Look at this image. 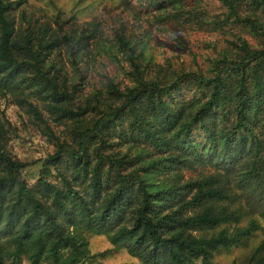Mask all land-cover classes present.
Returning <instances> with one entry per match:
<instances>
[{"label": "trees", "instance_id": "1", "mask_svg": "<svg viewBox=\"0 0 264 264\" xmlns=\"http://www.w3.org/2000/svg\"><path fill=\"white\" fill-rule=\"evenodd\" d=\"M111 1L0 0V101L49 145L32 161L14 156L0 116V264H103L119 252L222 264L220 249L262 229L264 0H214L213 15L191 0H144L161 26L230 36L196 71L145 56L121 18L140 17L143 0ZM103 59L123 79L98 72ZM93 237L110 248L94 254ZM229 264H264L263 245Z\"/></svg>", "mask_w": 264, "mask_h": 264}, {"label": "rangeland", "instance_id": "2", "mask_svg": "<svg viewBox=\"0 0 264 264\" xmlns=\"http://www.w3.org/2000/svg\"><path fill=\"white\" fill-rule=\"evenodd\" d=\"M46 1L28 0L30 6L35 7L38 3L44 5ZM78 1L56 0L59 5L67 7L68 9L76 6ZM144 2L143 0V6L136 1L133 2L136 7L134 11L140 17L133 15V12L129 11L124 12L121 18L131 31L135 33L137 42L142 45V50H145V56L154 58L157 63L165 65V68L168 67L166 64L169 63L176 69H185L188 71H196L198 69L206 70L209 66V59L217 56L218 52L227 47L228 38H230L228 35L210 32L208 29L198 30L194 26L192 28L189 27V25L177 27L171 23H166L162 26L157 24L160 18L156 17L159 14L154 13L151 9L147 11L144 8L146 6ZM91 3L92 0H88L84 4L77 5L76 7H79L80 10H88ZM107 3V5H111L109 6L110 8L113 6V1L107 0ZM189 3L192 6L198 3L200 9L202 8V10L207 11L211 15L222 12V9L214 0H191ZM101 8L102 6L99 7V10ZM87 15L90 14L88 13ZM248 40H250L252 45L257 44L250 37H248ZM95 68L98 72L109 74L118 81L124 77L116 66L108 64L104 59ZM98 79L99 75H95V80ZM2 115L6 116L13 128L10 140V151L14 156L26 161H32L45 154V151L49 148L46 139L34 127L27 116L23 114L19 107L2 100L0 101V116ZM258 222L262 225L260 231L242 245L232 246L228 249H220L215 254L214 261L222 264H229L234 261L242 263L254 249L261 245L264 248V222L262 220H258ZM245 224H247V220L243 222V225ZM91 244L94 254L104 252L110 248L105 239L100 237H93ZM136 261V259L131 258L124 252L106 255L102 258L103 264H139ZM197 264H201V261L199 260Z\"/></svg>", "mask_w": 264, "mask_h": 264}, {"label": "crops", "instance_id": "3", "mask_svg": "<svg viewBox=\"0 0 264 264\" xmlns=\"http://www.w3.org/2000/svg\"><path fill=\"white\" fill-rule=\"evenodd\" d=\"M25 264H29V263H27V262H24Z\"/></svg>", "mask_w": 264, "mask_h": 264}]
</instances>
